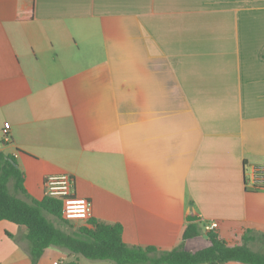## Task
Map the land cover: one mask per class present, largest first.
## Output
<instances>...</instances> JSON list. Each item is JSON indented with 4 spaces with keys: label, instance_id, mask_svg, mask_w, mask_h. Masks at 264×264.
I'll return each mask as SVG.
<instances>
[{
    "label": "crops",
    "instance_id": "obj_1",
    "mask_svg": "<svg viewBox=\"0 0 264 264\" xmlns=\"http://www.w3.org/2000/svg\"><path fill=\"white\" fill-rule=\"evenodd\" d=\"M5 129L23 198L71 174L93 203L81 227L121 224L129 247L163 252L201 237L208 247L216 222L231 246L256 237L253 248L264 240V187L249 182L264 165V0H0L1 142ZM190 225L202 233L184 240ZM83 259L50 247L38 264ZM0 264H33L27 228L0 222Z\"/></svg>",
    "mask_w": 264,
    "mask_h": 264
},
{
    "label": "trees",
    "instance_id": "obj_2",
    "mask_svg": "<svg viewBox=\"0 0 264 264\" xmlns=\"http://www.w3.org/2000/svg\"><path fill=\"white\" fill-rule=\"evenodd\" d=\"M23 197H28L24 174L14 156L0 151V222L9 221L27 228L33 264H38L50 247L65 249L72 255L91 261H110L112 264H264V253L249 246L256 237H246L243 244L231 246L213 230L206 234L209 246L195 252L186 250L183 244L163 252L155 247H129L124 242L121 224L91 221V228L83 226L77 231L67 232L46 217L49 215L62 220L60 200L44 197L28 201ZM201 233L198 226L190 225L183 239L190 240Z\"/></svg>",
    "mask_w": 264,
    "mask_h": 264
},
{
    "label": "built area",
    "instance_id": "obj_3",
    "mask_svg": "<svg viewBox=\"0 0 264 264\" xmlns=\"http://www.w3.org/2000/svg\"><path fill=\"white\" fill-rule=\"evenodd\" d=\"M4 141H11L9 129L3 131ZM249 182L255 187H264V165L253 167ZM45 196L62 202L61 218L67 223H87L93 218V203L76 194V180L68 173L48 175L44 179ZM218 227L216 222L206 226L210 232Z\"/></svg>",
    "mask_w": 264,
    "mask_h": 264
},
{
    "label": "rangeland",
    "instance_id": "obj_4",
    "mask_svg": "<svg viewBox=\"0 0 264 264\" xmlns=\"http://www.w3.org/2000/svg\"><path fill=\"white\" fill-rule=\"evenodd\" d=\"M1 135L2 134L0 131V145L3 147L4 143L1 142ZM6 151H9V149H6ZM28 183H30L32 188H34L33 190H35L39 193V191H38L39 190V179H37L36 177L33 176V171H32V173L31 172L29 173ZM46 217L49 218L56 226H58L59 228H62L63 230H65L67 232L77 231L81 227L80 223L70 224V223H65L64 221L57 219L55 217L49 216V215H46ZM206 246H207L206 241L204 240L203 237H201V238H197L194 241L189 242L187 244L186 249L194 251V250H200ZM253 248L255 251L264 253V240L262 241V239H259V241L253 246ZM83 261L85 263H92V264H112L110 261H94V262H92V261H89L88 259H85V258L83 259Z\"/></svg>",
    "mask_w": 264,
    "mask_h": 264
},
{
    "label": "water",
    "instance_id": "obj_5",
    "mask_svg": "<svg viewBox=\"0 0 264 264\" xmlns=\"http://www.w3.org/2000/svg\"><path fill=\"white\" fill-rule=\"evenodd\" d=\"M200 220H201V218H200L198 212H196L195 210H191L188 212V214H187V221L188 222H197Z\"/></svg>",
    "mask_w": 264,
    "mask_h": 264
}]
</instances>
